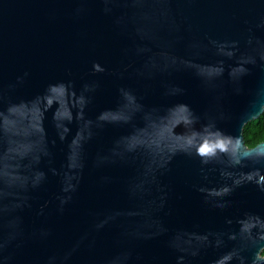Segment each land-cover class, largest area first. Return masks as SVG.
Here are the masks:
<instances>
[{"label": "water", "instance_id": "water-1", "mask_svg": "<svg viewBox=\"0 0 264 264\" xmlns=\"http://www.w3.org/2000/svg\"><path fill=\"white\" fill-rule=\"evenodd\" d=\"M132 2L117 0L121 5ZM148 2L155 3L156 0ZM172 3L177 20L187 18L181 31L169 28L164 21H161L165 23L164 28L149 22L155 39L141 41L134 29L136 22H143L133 20V13H138L139 9L116 8V15L128 14L124 23L118 26L114 23V16L103 13L102 0H0V91L25 71L30 75L13 98H30L42 92L52 81L71 78L79 84L81 78H92L100 82V87L89 106L88 115L94 118L103 109L115 106L118 111L108 114V118H119L136 108L137 102L131 95L117 97V87L127 84L143 93V86L134 77L119 79L111 71L93 76L90 71L93 61H99L109 69L133 60L139 65L142 59L134 54L138 43L149 44L153 49L173 45L183 53L185 43L193 38H202L205 34L240 38L248 27L246 20L252 24L264 21V7H253L257 0H172ZM190 3L193 6H188ZM153 11L158 13L159 9ZM189 24L190 31L186 30ZM125 49L129 50L127 55L124 54ZM204 59L212 57L209 55ZM69 67L72 69L71 77L66 71ZM168 78L185 92L164 98L157 80L145 95L144 103L167 106L184 102L203 116L210 106L211 96L202 89L199 79L190 71L175 72ZM261 83H264V70L253 67L242 78L239 93L234 92L230 84L223 85L222 105L227 118L219 120L218 127L234 136L241 134L242 125L252 111L255 90ZM2 109L3 102L0 101ZM60 110L63 111V107ZM185 118L186 113L177 108L167 116L156 112L142 113L127 127L107 125L87 145L88 156L91 158L99 149L107 148L121 134L125 136L126 146L158 154L172 146V128ZM76 126L73 124V130ZM45 129L49 138L55 134L51 112L45 115L39 101L31 107L18 106L13 115H0V177L13 167L12 162L18 154L40 157L45 150ZM177 131H183V128H177ZM86 132V128L82 129L81 135ZM78 144L79 138L71 145L69 159L72 166L76 161ZM66 149V143L53 149L57 167L64 162ZM136 163L108 164L100 168L90 165L84 171L78 191L63 212L58 210V202L53 199V194L59 191L58 178L49 173L47 182L31 193L32 208L20 213L24 236L19 247L12 245L8 249L13 257L11 264H47L50 255L63 257L78 241L79 247L65 264H106L109 257L123 248L133 249L140 257L134 260V264H175V254L167 247L166 236L144 240L129 238L125 233L138 227L145 232L155 231V225H149L157 216L170 229L183 226L207 230L227 227L226 217L234 218L245 211L264 215V192L254 184L237 188L230 197L233 204L226 210L206 205L202 194L193 187L199 182L198 159L180 154L172 161L170 171L161 178L169 190V199L163 210L150 215H124L97 230L95 225L109 213L140 209L144 205V201L131 199L128 193V182L137 171ZM40 166L47 167L46 158L40 161ZM105 176L110 179L105 181ZM0 190H6L2 180ZM152 196H158L155 189ZM48 200L52 203L45 214L37 215L39 206ZM40 228L49 229L50 235L41 238ZM233 243L229 241L227 247ZM224 250L209 249L195 264H210ZM252 254L253 250L245 253L249 260Z\"/></svg>", "mask_w": 264, "mask_h": 264}, {"label": "clouds", "instance_id": "clouds-1", "mask_svg": "<svg viewBox=\"0 0 264 264\" xmlns=\"http://www.w3.org/2000/svg\"><path fill=\"white\" fill-rule=\"evenodd\" d=\"M102 3L103 13L114 16V23L118 26L124 23L128 14L125 12L116 15V8L139 9L138 13H133V20L143 22H136L134 29L141 41L155 39L153 29L148 26L149 22L158 23L164 28L165 23L161 22L164 21L169 28L179 32L187 19L177 20L172 0H156L155 3L133 0L131 4L123 5L117 3V0H102ZM188 6L193 5L190 3ZM253 7H264V0H257ZM154 9H159V12L153 11ZM245 24L248 27L240 38H220L205 34L202 38L187 41L183 53L178 52L173 45H161L153 49L149 44L138 43L134 54L142 59L139 65L133 60L129 63L121 62L109 69L99 61H93L90 69L93 76L111 71L119 79L134 77L143 86V93L127 84L117 87V97L131 95L137 102L136 108L128 110L119 118H108V114L118 111L115 106L103 109L94 118L88 115L89 106L100 87V82L96 79L81 78L79 84L71 78L52 81L42 92L30 98H13L16 90L25 84L29 72L25 71L9 82L0 91V101L3 102L0 115H13L18 106L31 107L35 101H39L45 115L51 112L55 134L49 138L45 129V150L40 157L35 158L27 153L18 154L12 162L13 167L0 177L6 189L0 190V264H11L13 257L8 249L12 245L19 247L24 236L23 217L20 213L32 208L31 193L47 182L49 173L58 178L59 191L53 194V199L58 202V210L63 212L73 194L78 191L84 171L90 165L100 168L108 164L137 162L136 174L128 182V193L131 199L144 201V205L140 209L115 210L109 213L95 225L97 230L124 215H150L163 210L169 199V190L161 178L170 171L172 161L180 154L198 159L199 182L193 187L202 194L205 204L211 208H230L233 204L230 197L237 188L246 184H254L264 192V135L250 143L252 138L244 134V128L250 122L259 123L264 119V83L255 90L251 102L252 111L244 121L240 135L228 134L218 127V121L227 118L222 105L225 95L223 85L230 84L232 90L239 93L242 78L253 67L264 70V35L258 34L264 33V21L252 24L246 20ZM186 30H191L190 24L186 26ZM128 51L125 49L124 54L127 55ZM209 55L212 59H204ZM66 71L71 77L72 69L69 67ZM179 71L192 72L199 79L202 89L211 96L210 106L203 116L184 102L167 106H149L144 103L145 95L152 90L153 83L157 80L162 97L183 94L185 89L168 78ZM61 107L63 111L60 110ZM177 108L186 113V118L173 126L172 146L167 150L153 154L139 147H128L124 144L125 136L121 134L107 148L99 149L89 158L87 145L105 126L127 127L142 113L156 112L167 116ZM73 124L77 125L75 130ZM180 127L183 131L178 132L177 128ZM85 128L87 132L82 136V129ZM77 138L79 144L76 161L72 166L69 159L71 145ZM64 143L67 144L65 159L57 167L53 149ZM45 158L46 168L40 166V161ZM103 179L108 181L110 178L105 176ZM154 189L158 193L157 197L152 196ZM50 203L52 201L48 200L41 204L37 215H44ZM225 224L227 227L220 229L198 230L183 226L170 229L157 216L149 225H155V231L145 232L138 227L125 235L144 240L166 236L167 247L175 254V264H195L209 249H226L215 256L210 264H264V215L245 211L234 218L226 217ZM49 235V229H39L41 238ZM229 241L234 242L231 247H227ZM79 245L80 241L65 252L63 257L50 255L47 264H65ZM248 250H253L250 260L245 255ZM139 259L133 249L123 248L109 257L106 264H134V260Z\"/></svg>", "mask_w": 264, "mask_h": 264}, {"label": "trees", "instance_id": "trees-1", "mask_svg": "<svg viewBox=\"0 0 264 264\" xmlns=\"http://www.w3.org/2000/svg\"><path fill=\"white\" fill-rule=\"evenodd\" d=\"M244 134L246 137H251L249 142H254L261 135H264V119H261L259 123L252 121L244 128Z\"/></svg>", "mask_w": 264, "mask_h": 264}]
</instances>
